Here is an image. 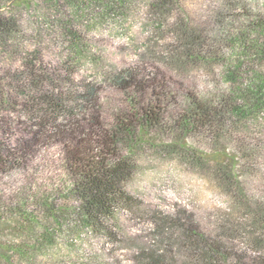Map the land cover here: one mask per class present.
<instances>
[{"label": "trees", "instance_id": "16d2710c", "mask_svg": "<svg viewBox=\"0 0 264 264\" xmlns=\"http://www.w3.org/2000/svg\"><path fill=\"white\" fill-rule=\"evenodd\" d=\"M21 1L0 0V33L12 28L14 7ZM59 1L71 2L83 18H89L95 6L112 10L142 2L55 0L58 10ZM143 1L155 28L168 30L177 41L175 52L159 62L165 68L172 67L175 83L183 87L184 97L190 101L189 113L167 117V89L161 79L151 88L154 97L121 108L113 128H91L86 133L73 126L72 141L65 152L66 195L57 192L55 197L72 202L68 208L84 224L110 235L113 232L107 224L116 222L126 206L149 212L155 243L137 251L135 259L140 264H264V121L258 120L264 113V1L252 5L246 0ZM63 29L80 41L78 31L69 23ZM73 48L77 52L80 43H73ZM114 80L124 90L146 86L145 78L131 67L119 70ZM84 102L90 100L86 97ZM146 129L181 137L180 142L173 140L180 147L178 155L227 195L229 209L200 213L185 206L172 212L139 208L138 199L127 190L132 166L124 152L129 136ZM32 131L33 139L43 133L41 128ZM32 137L19 148H11V133L0 127V173L26 172L27 158L33 154ZM204 143L224 145L234 156L211 161L214 159L197 147H205ZM2 198L0 193V217L19 216L22 220L27 203L11 206ZM38 209L42 218L34 215ZM49 210L51 207L37 201L28 212L34 217L30 222L32 235L54 219ZM21 239L18 242H23ZM17 248L0 242V264H37L24 253L13 259Z\"/></svg>", "mask_w": 264, "mask_h": 264}, {"label": "rangeland", "instance_id": "374dc122", "mask_svg": "<svg viewBox=\"0 0 264 264\" xmlns=\"http://www.w3.org/2000/svg\"><path fill=\"white\" fill-rule=\"evenodd\" d=\"M246 1L252 5L264 0ZM53 2H19L12 28L0 33V127H7L11 148L16 149L32 137V130L43 131L39 138L32 137L34 156H28L25 173H0L3 202L19 207L22 201L27 203L22 220L19 216L0 217V242L20 247L12 253L13 259L24 253L37 264H140L135 259L137 251L155 243L149 212L126 206L116 222L107 224L113 232L110 235L84 224L68 208L72 202L57 199L55 193L66 195L65 152L73 126L86 133L91 128H113L121 108L154 97L151 88L161 79L167 89L165 99L162 97L167 117L189 113L190 101L184 97L183 87L175 83L172 67L159 62L175 52L177 41L168 30L155 28L143 0L112 10L95 6L89 18L79 16L71 2L59 1L60 10ZM66 23L78 31L79 42L63 29ZM75 42L80 43L77 52ZM128 67L145 78V87L124 90L115 82L116 73ZM159 86L158 92H162ZM86 97L90 102H84ZM258 120L264 121V113ZM166 134L135 130L128 138L124 154L132 171L127 190L138 199L139 208L172 212L185 206L200 213L228 210L227 195L178 155L181 137ZM203 145L207 150L201 144L197 147L214 159L211 161L234 156L224 145ZM37 201L51 207L54 219L32 235L34 217L28 212ZM67 210L71 212L68 218ZM36 214L42 218L41 209Z\"/></svg>", "mask_w": 264, "mask_h": 264}]
</instances>
